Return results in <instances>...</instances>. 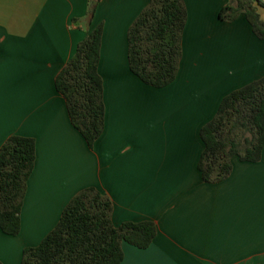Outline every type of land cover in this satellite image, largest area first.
Wrapping results in <instances>:
<instances>
[{"label":"crops","instance_id":"obj_1","mask_svg":"<svg viewBox=\"0 0 264 264\" xmlns=\"http://www.w3.org/2000/svg\"><path fill=\"white\" fill-rule=\"evenodd\" d=\"M229 0H184L188 20L177 79L155 89L129 69L128 31L150 0H0V149L11 136L36 141L21 232L0 229V264H21L68 203L94 187L113 201V223L152 221L147 249L124 244L121 264H264V152L233 160L207 184L201 128L228 94L264 77V40L244 16L223 22ZM258 13L264 22V8ZM103 25L99 73L105 130L90 149L55 87L77 46Z\"/></svg>","mask_w":264,"mask_h":264},{"label":"trees","instance_id":"obj_2","mask_svg":"<svg viewBox=\"0 0 264 264\" xmlns=\"http://www.w3.org/2000/svg\"><path fill=\"white\" fill-rule=\"evenodd\" d=\"M87 22L100 0H88ZM264 0H229L219 18L233 23L244 16L255 37L264 40L258 10ZM188 20L184 0H150L128 31L129 69L155 89L171 85L183 58ZM104 27L99 25L77 46L58 74L55 87L66 101L73 127L94 148L105 130L104 81L99 73ZM204 151L198 163L207 184L225 181L233 160L258 163L264 152V77L228 94L214 118L200 131ZM36 141L11 136L0 149V229L8 236L21 232V212L35 169ZM113 201L94 187L86 188L65 207L52 232L36 247L23 251L21 264H121L124 244L149 248L158 229L152 221L113 223Z\"/></svg>","mask_w":264,"mask_h":264}]
</instances>
